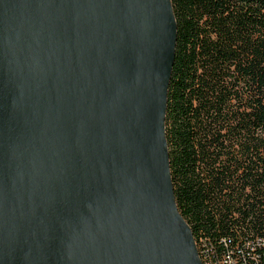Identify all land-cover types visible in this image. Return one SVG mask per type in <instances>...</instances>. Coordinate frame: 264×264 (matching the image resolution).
<instances>
[{"label": "water", "instance_id": "95a60500", "mask_svg": "<svg viewBox=\"0 0 264 264\" xmlns=\"http://www.w3.org/2000/svg\"><path fill=\"white\" fill-rule=\"evenodd\" d=\"M172 0H0V264H204L166 133Z\"/></svg>", "mask_w": 264, "mask_h": 264}, {"label": "trees", "instance_id": "16d2710c", "mask_svg": "<svg viewBox=\"0 0 264 264\" xmlns=\"http://www.w3.org/2000/svg\"><path fill=\"white\" fill-rule=\"evenodd\" d=\"M166 133L204 264H264V0H172Z\"/></svg>", "mask_w": 264, "mask_h": 264}]
</instances>
